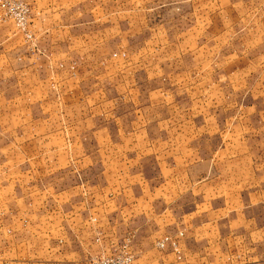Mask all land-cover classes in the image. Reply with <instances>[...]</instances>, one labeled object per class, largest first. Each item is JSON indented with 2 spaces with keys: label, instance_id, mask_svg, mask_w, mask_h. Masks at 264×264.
Instances as JSON below:
<instances>
[{
  "label": "crops",
  "instance_id": "1",
  "mask_svg": "<svg viewBox=\"0 0 264 264\" xmlns=\"http://www.w3.org/2000/svg\"><path fill=\"white\" fill-rule=\"evenodd\" d=\"M20 1L0 264H90L122 238L134 264H264V0Z\"/></svg>",
  "mask_w": 264,
  "mask_h": 264
},
{
  "label": "built area",
  "instance_id": "2",
  "mask_svg": "<svg viewBox=\"0 0 264 264\" xmlns=\"http://www.w3.org/2000/svg\"><path fill=\"white\" fill-rule=\"evenodd\" d=\"M31 10L29 6L20 0H0V22L11 23L17 33L23 35L26 40L31 36L28 31ZM73 70V67H70ZM166 245L170 247L173 253L178 255V246L170 237L162 238L156 247L162 250ZM128 239H123L116 251L109 256H99L91 260V264H133V257L128 251Z\"/></svg>",
  "mask_w": 264,
  "mask_h": 264
},
{
  "label": "rangeland",
  "instance_id": "3",
  "mask_svg": "<svg viewBox=\"0 0 264 264\" xmlns=\"http://www.w3.org/2000/svg\"><path fill=\"white\" fill-rule=\"evenodd\" d=\"M0 23H3V22H0ZM5 24H10L11 25V23H8V22H5ZM13 27V26H12ZM14 29V28H13ZM179 238H182V233H180L179 235ZM125 239V238H124ZM122 240H123V238L121 239V240H119L120 241V243L122 242ZM120 243L118 242V244L116 245V246H119L120 245ZM117 248V247H116ZM116 248L111 252V254L112 253H114L115 251H116ZM128 251H129V248H128ZM178 254L180 255V251H179V249H178ZM129 253H130V251H129ZM132 255V254H131ZM176 255V254H175ZM99 257V256H98ZM132 257H133V255H132ZM97 258V257H96ZM95 259V258H94ZM91 260H93V259H91ZM91 262V261H90ZM91 264V263H90ZM133 264H134V258H133Z\"/></svg>",
  "mask_w": 264,
  "mask_h": 264
}]
</instances>
